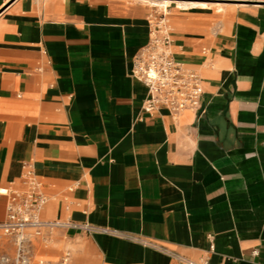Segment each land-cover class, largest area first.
<instances>
[{
  "label": "crops",
  "instance_id": "0c3cea01",
  "mask_svg": "<svg viewBox=\"0 0 264 264\" xmlns=\"http://www.w3.org/2000/svg\"><path fill=\"white\" fill-rule=\"evenodd\" d=\"M195 1L168 4L174 56L205 88L175 116L144 112L131 74L160 1L0 0L1 192L31 163L44 219L118 231L60 229L36 260L264 264V0Z\"/></svg>",
  "mask_w": 264,
  "mask_h": 264
},
{
  "label": "built area",
  "instance_id": "2783aa9c",
  "mask_svg": "<svg viewBox=\"0 0 264 264\" xmlns=\"http://www.w3.org/2000/svg\"><path fill=\"white\" fill-rule=\"evenodd\" d=\"M168 15L165 10L149 15V41L133 57L131 74L148 89L142 104L144 112L167 108L178 116L184 110L201 108L205 88L201 73L175 58ZM22 180V187H6L5 192L0 189V193L8 198L6 217L0 221V264H44V260H36L34 248L38 243L49 245L60 229L118 234L117 230L89 222L44 219L48 196L31 163L24 164ZM169 254L179 264H212L208 253L198 258L174 252ZM60 264H71L69 253L63 256Z\"/></svg>",
  "mask_w": 264,
  "mask_h": 264
},
{
  "label": "rangeland",
  "instance_id": "374dc122",
  "mask_svg": "<svg viewBox=\"0 0 264 264\" xmlns=\"http://www.w3.org/2000/svg\"><path fill=\"white\" fill-rule=\"evenodd\" d=\"M201 1L222 2V3H235V0H201ZM173 4H174V3H173ZM211 6H213V7L215 8V10H217V9H216V6H217V5L212 4ZM171 8H172V6H171V5H168V10H169V11H170ZM154 12H157V14H159V13H161V12H164V8H163V7H160V6H155V7H153V11H152V13H154ZM168 17H169L170 24H171V26H172V20H171V18H170V15H168Z\"/></svg>",
  "mask_w": 264,
  "mask_h": 264
},
{
  "label": "bare ground",
  "instance_id": "6f19581e",
  "mask_svg": "<svg viewBox=\"0 0 264 264\" xmlns=\"http://www.w3.org/2000/svg\"><path fill=\"white\" fill-rule=\"evenodd\" d=\"M161 2V7L164 8L165 12L168 10V4L172 3L173 1H177L179 4H196L195 0H158Z\"/></svg>",
  "mask_w": 264,
  "mask_h": 264
}]
</instances>
